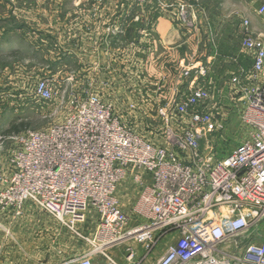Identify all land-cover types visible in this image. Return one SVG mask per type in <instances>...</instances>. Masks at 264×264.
<instances>
[{"label": "built area", "instance_id": "obj_1", "mask_svg": "<svg viewBox=\"0 0 264 264\" xmlns=\"http://www.w3.org/2000/svg\"><path fill=\"white\" fill-rule=\"evenodd\" d=\"M200 3H180L179 17L188 22ZM257 11L264 18V4ZM243 31L253 67L248 85L231 79V92L249 131L231 153L217 158L204 144L217 122L203 107L211 95L198 77L173 109L160 108L161 117L182 119L167 126L162 143L127 127L94 93L62 121L9 137L12 147L0 154V217L21 218L32 204L89 245L55 264H264V38L248 18ZM29 92L45 104L54 97L48 78ZM126 177L140 186L130 211L118 194Z\"/></svg>", "mask_w": 264, "mask_h": 264}, {"label": "crops", "instance_id": "obj_2", "mask_svg": "<svg viewBox=\"0 0 264 264\" xmlns=\"http://www.w3.org/2000/svg\"><path fill=\"white\" fill-rule=\"evenodd\" d=\"M183 2L186 0H151L147 17L134 11L129 20L123 16L132 10L131 4L128 8L119 0L100 4L95 20L93 14L86 17L74 33L70 59L84 64V71L90 74L145 72L150 66L155 86L159 90L170 88L168 94L162 91L158 95L161 104H170L188 92L195 76L211 95L203 104L205 109L228 100L239 108L240 102L231 92V79L238 76L244 86L248 85L246 75L253 67L251 56L242 46L243 20L248 18L250 30L264 38V18L257 11L264 0H201L188 22L179 17V4ZM51 37L58 42V37ZM126 62L130 65L124 66ZM186 67H193L189 77L182 75ZM201 68L206 75H198ZM0 223V264H55L78 254L77 245L87 246L32 204L26 206L21 218L8 212L0 217ZM86 228L88 232L93 229L92 222Z\"/></svg>", "mask_w": 264, "mask_h": 264}, {"label": "rangeland", "instance_id": "obj_3", "mask_svg": "<svg viewBox=\"0 0 264 264\" xmlns=\"http://www.w3.org/2000/svg\"><path fill=\"white\" fill-rule=\"evenodd\" d=\"M112 1L118 0H0V148L3 147L0 154L12 147L10 136L27 130L46 129L62 121L78 101L94 93L112 104L114 112L127 127L147 139H158V143H162L167 126L179 128L182 125L177 114L171 115L169 120L160 116L159 110L165 103L158 101V95L162 91L168 94L170 88L159 90L155 86L150 66L145 72L109 74L98 71L90 74L84 71L87 68L84 64L78 65L70 59L68 51L78 26L91 14L95 20L98 13L95 9ZM120 1L127 8L128 4L132 5V10L123 16L126 20L135 12L148 16L151 0L144 3ZM51 36L58 37V42ZM125 65L130 64L126 62ZM46 78L54 92L52 101L47 104L34 100L29 92L35 82ZM261 79L264 81V74ZM173 105L170 103L167 107L173 109ZM205 111L212 113L217 123L216 130L204 144L213 146L211 154L215 157L223 158L244 141L249 129L241 121V111L230 100ZM14 126L20 127L21 131L10 132ZM118 187L123 209L130 211L140 186L126 177ZM79 245L76 253L88 248V244L86 248ZM112 254L122 260L120 251ZM56 258L57 255L52 261Z\"/></svg>", "mask_w": 264, "mask_h": 264}, {"label": "trees", "instance_id": "obj_4", "mask_svg": "<svg viewBox=\"0 0 264 264\" xmlns=\"http://www.w3.org/2000/svg\"><path fill=\"white\" fill-rule=\"evenodd\" d=\"M20 131H21V128L20 127L18 128L17 126L12 127L10 130V132H14V133H19Z\"/></svg>", "mask_w": 264, "mask_h": 264}]
</instances>
